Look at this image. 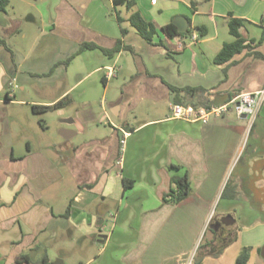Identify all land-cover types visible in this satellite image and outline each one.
<instances>
[{"label": "crops", "instance_id": "crops-1", "mask_svg": "<svg viewBox=\"0 0 264 264\" xmlns=\"http://www.w3.org/2000/svg\"><path fill=\"white\" fill-rule=\"evenodd\" d=\"M131 1L129 7L115 0H55L35 35L20 18L0 11V264H15L21 254L30 256L24 264H39L29 252H47L55 241L64 245L63 235L74 229L83 238L97 234L100 252L107 250L114 242L103 223L110 199L121 208L126 202L124 227L130 235L132 220L140 219L146 240L163 215L191 195L208 203L221 195L218 218L230 216L234 224L257 218L255 204H264V102L253 122L234 111L208 123L170 117L173 102L218 104L264 86V58L256 55H264V40L258 43L264 0ZM136 11L153 23L152 41L132 24ZM178 17L188 20L187 30L176 25L180 33L170 36L164 26ZM234 17L244 20L240 31L252 47L217 64L224 43L234 40ZM193 31L200 35L196 43ZM57 40L62 43L49 56ZM83 43L121 48L78 52ZM111 66L116 74L108 78ZM170 85L204 91L176 94ZM62 100L68 103L55 107ZM256 126L259 143L249 146ZM185 175L190 193L173 204L172 178ZM125 181L132 183L125 187ZM118 247L121 256L84 264H128L134 246L122 241ZM252 251L264 255V246ZM45 256L47 264L55 262Z\"/></svg>", "mask_w": 264, "mask_h": 264}, {"label": "rangeland", "instance_id": "rangeland-1", "mask_svg": "<svg viewBox=\"0 0 264 264\" xmlns=\"http://www.w3.org/2000/svg\"><path fill=\"white\" fill-rule=\"evenodd\" d=\"M54 1L10 0L6 11L10 18L13 16L20 18L23 24L29 26V34L35 35L42 25V18L50 16ZM29 15L34 16L36 22L27 23L26 18ZM8 20L6 25L10 27L12 22L10 19ZM49 36L54 38L52 35ZM55 38L60 39L57 36ZM43 39L44 37L40 41L42 42ZM60 40L62 41V38ZM60 40H57L55 44L52 43L51 51L53 52L49 53V56L57 52L56 45L61 42ZM29 41L22 44L21 48L24 51L29 49ZM125 73L127 74V72ZM158 108L161 109V106ZM228 112L231 113L232 110ZM258 129V126L254 127L249 146L258 145V134H256ZM250 130L247 132L249 133ZM248 133L245 144L248 141ZM170 196L169 202L177 203L173 196ZM127 198L125 197V201ZM215 199L212 203L199 202L197 197L191 195L170 213L163 215L162 220L158 221L156 225L155 234L148 240L143 238L142 233L140 234L142 229L140 219L132 220L133 229L130 235L128 234L124 227V223L127 221L125 218L127 210L124 209L127 205L126 202L121 208L118 201L110 199V207L103 223L106 225L107 232L114 233V242L107 250L100 252L103 242L97 234L92 232L83 238L78 230L74 229V235H63L64 245L55 241L48 246L47 252L40 250L29 253L32 260H36L39 264L42 263V259L47 253L53 261L62 260L63 264H84L92 257L103 260L110 254L121 256L125 252L118 247V244L125 241L127 244L131 243L135 249L126 260L128 264H235L243 246L250 245L254 247V250L259 244L261 247L264 246V212L259 209L260 206L264 207V204H255L257 207L255 209L258 211L257 218H242L240 220L237 218V223L234 226H219L218 214L225 204L221 195ZM236 234L239 238L237 242H234ZM224 251H226L225 254L221 256ZM263 260L262 253L257 254L256 251H252L248 264H264ZM188 261L189 263H187Z\"/></svg>", "mask_w": 264, "mask_h": 264}, {"label": "trees", "instance_id": "trees-1", "mask_svg": "<svg viewBox=\"0 0 264 264\" xmlns=\"http://www.w3.org/2000/svg\"><path fill=\"white\" fill-rule=\"evenodd\" d=\"M115 2H117V3L118 2H123V3L126 2L129 7L132 6V4H133V1H131V0H115ZM9 3H10V0H0V11H6V8L9 5ZM130 20H131L132 24L137 28L139 33L145 39L152 41V37L155 33V27H154L153 23L147 21L137 11L133 12L131 14ZM243 24H244V20L241 18L234 17V18H231L229 20L230 32L234 36V40L224 43L222 49L220 50V52L215 57V62L217 64L225 63V62L229 61L231 58H233V56L235 54L242 52L245 48H251L252 47L251 42L247 43V40L241 34L240 29L243 26ZM164 31L170 36H174V35H177L180 33L177 30L176 24H174V23H169V24L165 25ZM263 40H264V30H263L262 36L259 39L258 43H261ZM0 42L5 43V41L1 38H0ZM96 48H101V47H99L96 43H83V44H81L78 52H81V51H84L87 49H96ZM120 48H121V46L117 45L113 49H106V48H101V49L108 54H114V53L118 52L120 50ZM256 55L264 58V55L261 54L260 52H256ZM70 59H71V57L66 62H68ZM170 89L173 93H176V94L181 92V91H186L189 93H193L196 91H201V92L204 91L200 87L179 88V87L174 86V85H170ZM229 97L231 98L232 96H229ZM66 103H68L67 100H62V101L58 102L55 105V107H58L60 105H64ZM176 103H182V102H176ZM182 104H186V103H182ZM200 104L209 105L211 103H209L207 101L193 103L194 106H198ZM45 108H48V106L40 107V109H45ZM35 110L38 111L39 107L35 106ZM130 183H132V182L125 181V187H129ZM172 183L174 185H173V187H171L169 194L173 196V199L176 202L182 201L183 199H185L189 195L191 187H190V183L188 182L186 175L183 177H173ZM250 250H251V247H248V246L244 247L242 249L241 253L239 254V256L237 257L235 264H248V261L250 258ZM29 261H30V256L28 254H21L17 258L15 264H24V263L29 262ZM42 263L47 264V256H45L42 259ZM197 264H201V263H197Z\"/></svg>", "mask_w": 264, "mask_h": 264}, {"label": "built area", "instance_id": "built-area-1", "mask_svg": "<svg viewBox=\"0 0 264 264\" xmlns=\"http://www.w3.org/2000/svg\"><path fill=\"white\" fill-rule=\"evenodd\" d=\"M200 35L193 31L191 34V42L196 43ZM177 38V37H174ZM185 46L182 39L178 38L177 47L182 49ZM106 77L111 78L116 74L115 67L106 68ZM264 102V86L256 91L240 92L232 96L229 100L222 103H211L209 105L182 104L173 102L170 105L171 118L182 119L186 121L208 123L213 116H222L228 111H234L238 116L247 117L253 122L259 113ZM124 155V146L120 148V156L117 159V165L122 166Z\"/></svg>", "mask_w": 264, "mask_h": 264}, {"label": "water", "instance_id": "water-1", "mask_svg": "<svg viewBox=\"0 0 264 264\" xmlns=\"http://www.w3.org/2000/svg\"><path fill=\"white\" fill-rule=\"evenodd\" d=\"M28 21H35V17L30 15L27 17ZM175 24L178 26L180 32H185L187 30L188 20L185 17H178L174 20ZM53 264H63L62 260H57Z\"/></svg>", "mask_w": 264, "mask_h": 264}, {"label": "flooded vegetation", "instance_id": "flooded-vegetation-1", "mask_svg": "<svg viewBox=\"0 0 264 264\" xmlns=\"http://www.w3.org/2000/svg\"><path fill=\"white\" fill-rule=\"evenodd\" d=\"M218 219V225L222 226V225H226V226H232L235 222L234 218L230 217V216H223Z\"/></svg>", "mask_w": 264, "mask_h": 264}]
</instances>
